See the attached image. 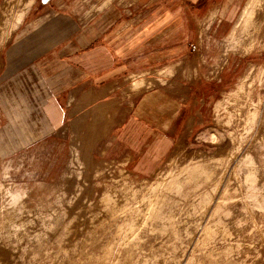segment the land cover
I'll use <instances>...</instances> for the list:
<instances>
[{
  "label": "rangeland",
  "instance_id": "rangeland-1",
  "mask_svg": "<svg viewBox=\"0 0 264 264\" xmlns=\"http://www.w3.org/2000/svg\"><path fill=\"white\" fill-rule=\"evenodd\" d=\"M80 1L94 14L112 0ZM34 2L0 0V264H264V0L228 32L198 22L143 82L77 86L62 127L23 134L5 114L3 49ZM151 89L195 106L167 158L137 172L111 130Z\"/></svg>",
  "mask_w": 264,
  "mask_h": 264
},
{
  "label": "crops",
  "instance_id": "crops-1",
  "mask_svg": "<svg viewBox=\"0 0 264 264\" xmlns=\"http://www.w3.org/2000/svg\"><path fill=\"white\" fill-rule=\"evenodd\" d=\"M106 1L92 0L97 6ZM247 2L112 0L90 14V7L79 10L80 0H35L3 49L5 114L17 118L23 134L52 133L63 126L65 96L77 86L103 85L94 93L100 94L111 89L108 86L143 82L167 68L161 61L187 52L198 35V22H209L215 34L228 32ZM240 22L230 42L236 39ZM126 70L130 72L124 75ZM194 106L176 102L161 89L145 90L132 110V123L128 116L111 130L112 135L124 132L117 141L125 150L117 157L137 166V172L155 168L187 128ZM204 108L202 103L200 112ZM110 151L108 146L105 155Z\"/></svg>",
  "mask_w": 264,
  "mask_h": 264
}]
</instances>
